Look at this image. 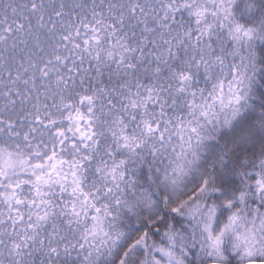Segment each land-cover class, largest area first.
Masks as SVG:
<instances>
[{"label": "snow or ice", "instance_id": "1", "mask_svg": "<svg viewBox=\"0 0 264 264\" xmlns=\"http://www.w3.org/2000/svg\"><path fill=\"white\" fill-rule=\"evenodd\" d=\"M0 264H264V0H0Z\"/></svg>", "mask_w": 264, "mask_h": 264}]
</instances>
